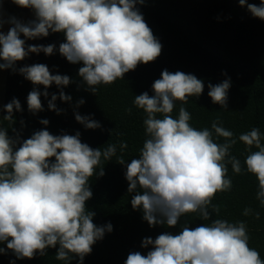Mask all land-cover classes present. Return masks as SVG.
<instances>
[{
    "label": "clouds",
    "instance_id": "9594fccd",
    "mask_svg": "<svg viewBox=\"0 0 264 264\" xmlns=\"http://www.w3.org/2000/svg\"><path fill=\"white\" fill-rule=\"evenodd\" d=\"M21 8L31 9L34 19L22 22L15 16L5 20L0 14V70L10 69L23 76L34 87L27 95V108L33 115L43 111L41 96L49 97L47 89L55 84L61 88L59 97L51 94L48 109L57 115L64 110L56 106L59 98L71 102L72 97L62 90L72 81L68 75L51 74L47 65L36 63L17 68L19 61L31 53L54 55L55 44L26 45V40L48 37L50 33H63L65 41L59 44V54L71 64H82L78 76L82 85L96 95L98 85H110L123 79L141 63L155 61L162 52V44L154 36L137 7L144 0H12ZM241 7L254 18L264 21V0L259 5L238 0ZM5 24L10 25L7 33ZM21 36L24 38L22 39ZM226 75V73H225ZM44 86L41 92L38 86ZM204 82L193 74L174 73L164 69L152 84L153 95H136L133 104L146 113L143 123L148 138L144 141L139 158L119 164L126 168L125 178L133 210H141L142 218L150 227L157 225L174 228L187 213L199 212L209 220L211 205L217 192L228 191L232 180L227 164L240 174L241 162L230 155L237 143L233 132L214 121L211 130H198L190 123V113L181 106L178 118L171 113L175 101L187 103L189 97H199ZM208 96L213 104L228 108V90L231 80L213 85L209 83ZM80 99L76 107L83 105ZM2 118L12 121L15 112H22L21 102L13 97L2 106ZM129 113L131 109L127 110ZM162 114V118H157ZM75 120L86 129H98L101 124L91 116L74 112ZM47 126L49 121L41 119ZM23 125V121H21ZM15 132V129H13ZM217 137L224 143L214 142ZM80 132L75 135H53L46 127L35 131L30 138L21 140L0 127V254L10 250L17 259L45 256L48 248H57V260L68 261L91 254L92 246L111 233L109 222L97 226L95 212L86 210V202L93 193L89 179L101 158L111 161L116 145L93 149L82 143ZM239 141L257 151L246 156L248 173L258 181L256 199L264 205V144L259 128L239 135ZM126 142L120 148L126 149ZM54 158V160L52 159ZM104 170L100 169L99 176ZM252 209L245 208L247 216ZM259 219V212L255 213ZM151 250L146 255L130 252L124 264H264L260 253L249 246L245 222L230 223L215 219L211 224L190 228L184 226L178 234L163 232L155 239L144 238L141 247ZM10 264H15L10 261Z\"/></svg>",
    "mask_w": 264,
    "mask_h": 264
},
{
    "label": "trees",
    "instance_id": "16d2710c",
    "mask_svg": "<svg viewBox=\"0 0 264 264\" xmlns=\"http://www.w3.org/2000/svg\"><path fill=\"white\" fill-rule=\"evenodd\" d=\"M248 2L259 5L260 0ZM137 7L162 44V52L155 61L139 64L123 79H117L110 85H98L96 95H93L82 85L78 76V69L83 65L71 64L59 54V44L65 41L63 33H50L45 38L26 40V45L55 44L56 52L51 56L43 52L31 53L25 60L17 62L16 67L42 63L48 66L53 75H68L72 82L62 90L72 100L63 102L58 98L55 101L57 108L64 110L59 115L49 110L47 105L51 94L59 97L61 91L53 84L47 89L49 97L41 96L44 110L33 115L27 108V95L34 85L8 69L2 106L15 97L20 100L23 111H14L13 120L8 121L2 118L6 113L1 108L0 127L6 128L10 137L19 133L21 140L46 127L53 135H75L80 132L81 142L93 149L103 150L109 144L116 145V154L111 161L102 157L89 179L93 195L86 202V210L96 213L93 222L97 226L110 222L113 230L105 233L104 238L92 246V252L84 258L83 264H124L130 252L139 251L146 255L151 250V246L141 247L144 238L155 239L166 231L178 234L184 226L194 228L203 223L211 224L215 219L230 223L245 222L249 246L255 248L264 260V205L256 199L258 181L247 172L245 165L246 156L258 149L238 139L240 134L256 127L260 129L261 143L264 144V21L254 18L246 6L238 4V0H144ZM17 9L18 17L27 11V8L18 6ZM9 13L8 17L11 16ZM164 69L172 73L182 71L193 74L203 80V93L199 97H189L187 103L175 101L171 115L178 118L179 109L183 106L190 113L189 123L194 128L211 130L212 123L218 121L232 131L237 143L230 149V155L240 160L242 168L240 174L234 173L226 158L227 175L232 180V187L228 191L217 192L212 199V205H218L219 212L210 205L209 220H204L199 212L187 213L174 228L166 225L150 227L143 220L142 211L133 210L130 201L134 193H128L126 168L119 164L121 158L125 163L139 158L143 143L148 138L143 123L146 113L137 108L133 101L136 95L143 92L147 91L150 96L154 94L152 84L161 77ZM229 78L228 108L224 109L212 103L207 85H216ZM38 88L41 92L45 90L42 85ZM80 99H84L85 103L77 108ZM129 108L130 113L127 111ZM74 112L91 116L101 127L86 129L75 120ZM157 118H162V114H157ZM41 119H47L49 124H40ZM213 139L217 143L226 142L225 138L217 137L214 132ZM121 142H126L128 147L121 149ZM101 168L105 173L103 176H99ZM245 208L252 209L247 216L243 215ZM256 212L260 214L259 219ZM0 247L6 249V244H0ZM57 248H48L45 256L37 254L31 260L17 259L7 250L6 254H0V264H10V261L15 264H69L68 261L56 259ZM70 264H78V258L73 256Z\"/></svg>",
    "mask_w": 264,
    "mask_h": 264
},
{
    "label": "rangeland",
    "instance_id": "374dc122",
    "mask_svg": "<svg viewBox=\"0 0 264 264\" xmlns=\"http://www.w3.org/2000/svg\"><path fill=\"white\" fill-rule=\"evenodd\" d=\"M7 12L8 13L10 12L9 14L11 16H15L22 22H27L29 20L34 19V14L31 9H27V11L24 13L23 16L18 17L16 16L18 12L17 6L14 3H12V0H0V14H2L5 20L8 19ZM9 27L10 25L5 24L3 27V31L7 33ZM5 77H6V70H0V112H1L3 97H4Z\"/></svg>",
    "mask_w": 264,
    "mask_h": 264
}]
</instances>
